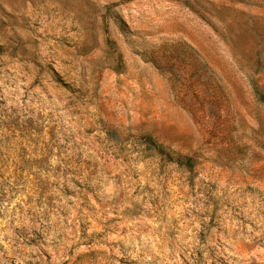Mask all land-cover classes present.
I'll list each match as a JSON object with an SVG mask.
<instances>
[{
	"label": "rangeland",
	"instance_id": "1",
	"mask_svg": "<svg viewBox=\"0 0 264 264\" xmlns=\"http://www.w3.org/2000/svg\"><path fill=\"white\" fill-rule=\"evenodd\" d=\"M0 264H264V0H0Z\"/></svg>",
	"mask_w": 264,
	"mask_h": 264
}]
</instances>
